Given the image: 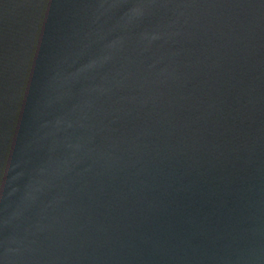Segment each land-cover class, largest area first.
Here are the masks:
<instances>
[{
	"label": "water",
	"instance_id": "obj_1",
	"mask_svg": "<svg viewBox=\"0 0 264 264\" xmlns=\"http://www.w3.org/2000/svg\"><path fill=\"white\" fill-rule=\"evenodd\" d=\"M0 264H264V0H0Z\"/></svg>",
	"mask_w": 264,
	"mask_h": 264
}]
</instances>
